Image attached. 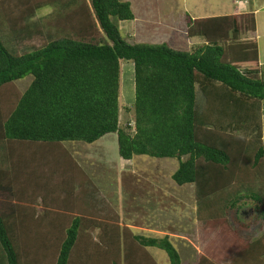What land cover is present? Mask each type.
<instances>
[{
  "label": "trees",
  "instance_id": "trees-1",
  "mask_svg": "<svg viewBox=\"0 0 264 264\" xmlns=\"http://www.w3.org/2000/svg\"><path fill=\"white\" fill-rule=\"evenodd\" d=\"M133 19L123 0H0V264H159L149 248L181 264L168 235L120 223L66 145L109 133L125 160L178 161L172 180L194 185L201 230L227 264H264V68L255 39L244 38L256 30L254 14L188 20L187 37L203 40L192 52L125 41L119 23ZM36 37L42 45L15 48ZM122 60L133 63L135 99L121 126ZM247 201L259 227L246 239L250 225L228 217ZM198 264L218 263L203 254Z\"/></svg>",
  "mask_w": 264,
  "mask_h": 264
},
{
  "label": "rangeland",
  "instance_id": "rangeland-1",
  "mask_svg": "<svg viewBox=\"0 0 264 264\" xmlns=\"http://www.w3.org/2000/svg\"><path fill=\"white\" fill-rule=\"evenodd\" d=\"M131 4V8H133V13L137 16V0H127ZM154 1L153 4L145 5L144 8L147 11H151L153 8L155 11V15L158 16L162 20V25L154 26L152 24V20L149 23H139L136 21H123L119 23V28L121 32L122 38L129 43H149V44H158V43H166L168 46L174 49H178L181 51L192 52V46L202 42L200 38L191 39L188 38L187 35L183 32L184 28H182L181 21L184 18V9L188 8V15L205 16L202 14L200 10H193L195 4H199L201 6L205 3V0H151ZM227 1L228 4V0ZM253 1V2H252ZM251 5H255L254 7L259 8L264 0H252ZM232 2V0H230ZM189 4V5H188ZM136 7V8H135ZM141 9V8H140ZM198 9H200L198 7ZM261 11V10H260ZM259 11V12H260ZM263 15L262 13L257 14V18L259 21L260 29L263 30V24L260 21L264 17V9ZM47 13V10H42L39 14ZM35 19V18H34ZM171 19H177V23H172ZM36 20V19H35ZM185 25L186 21L184 20ZM148 25L143 28L142 25ZM184 25V26H185ZM177 26V27H176ZM183 26V27H184ZM251 34L247 37L250 39ZM246 35L244 36V38ZM184 38V41L182 42ZM172 40V41H170ZM45 41L44 37H36L33 40L19 42L16 44L15 48L17 51L22 52L28 47L32 46H40ZM196 48V47H194ZM260 62H264V55L260 54ZM121 83H120V92H119V106H120V124L124 125L128 120L132 122L134 115V68L133 63L131 61L122 60L121 61ZM32 80V75H27L21 80L16 82V85L20 88V90H25L29 83ZM197 100L200 106L203 105L204 100L199 92H197ZM264 123V117H263ZM263 134H264V124H263ZM115 133H109L104 138L106 140L100 141V146L86 144L84 142H74V143H66L67 147L73 152L75 159L81 164L83 170L94 171L101 166L107 164H116L122 165V158L117 154V140L115 139ZM100 140V139H99ZM107 145V146H106ZM105 149L107 154L104 156V160L100 156L101 149ZM121 159V160H120ZM119 160V163L117 162ZM133 163L136 169L134 173H131L129 176V193L130 196H135L139 192L140 189L153 190L158 185L162 188L163 194L167 195L164 200H162L161 204H159L158 214L151 220L153 224H157L156 229L159 232L152 233V235H163L166 233H173V242L175 244V248L179 251L183 261H190L192 257H194V249L193 247H201V257L205 254L208 259L211 261L217 262L220 264V261L227 264L225 262V258H227V252L221 248L218 249L215 245H211L213 242L212 238H207L205 233L203 232L202 225L198 221L197 213H196V204H195V195H194V185L193 184H184L182 186H178L172 180V174L177 169L178 161L174 158H153L146 155L134 156ZM121 179V177L119 176ZM120 185V184H119ZM156 185V186H155ZM107 191L103 194L100 191V195L107 201L106 197L109 199V203L114 209V214L117 215L119 221L120 216L125 219L127 225H129L132 229L136 231V233H140L141 230H147L146 228H154V225L151 222L144 221L143 223H139V218L136 215H128V212L125 211V203L123 201H112L117 197H123L124 189H119L118 193L115 188L107 187ZM111 189V190H110ZM135 194V195H133ZM106 195V196H105ZM41 197H37V201H40ZM248 204L244 206L240 210V214L237 215L235 210L230 212V216L228 217L232 226H235L240 229L238 225V219L243 220L244 222L250 225V232L245 236L249 238H253L258 234L259 222L256 220V213L252 209L251 203L252 201H247ZM118 205L119 209L115 206ZM136 208V207H135ZM136 210V209H133ZM113 216V213L111 214ZM227 219V221H228ZM155 223H154V222ZM121 223V221H120ZM124 223V224H125ZM143 227V228H142ZM146 227V228H144ZM254 228V233L252 229ZM256 229V230H255ZM148 234L147 232H145ZM210 239V240H209ZM215 239V238H213ZM209 245L212 248V252L216 257L220 259H215V257L210 256L207 253L206 249H209L207 246ZM163 256L160 264H170L169 258L165 251L156 248ZM232 255L231 249L228 252ZM200 257V258H201ZM200 260V259H199ZM197 264V263H196Z\"/></svg>",
  "mask_w": 264,
  "mask_h": 264
},
{
  "label": "crops",
  "instance_id": "crops-1",
  "mask_svg": "<svg viewBox=\"0 0 264 264\" xmlns=\"http://www.w3.org/2000/svg\"><path fill=\"white\" fill-rule=\"evenodd\" d=\"M123 1H127V0H123ZM236 1L237 0H232V2H230V0H228V4H227V1H225V0H205V3H203L201 6H198L199 4H195L193 7V10H195V11L200 10L202 12V14L205 15V16H199V17H197L195 15H193V16L188 15V11H187L188 8L187 9L185 8L184 12H183L184 18H183V21H181V24H182L181 29L184 28L183 32L186 34L187 26L185 25L184 20L186 21V24H187L188 20H190V19L210 18V17H217V16H225V15L238 16L242 13H253L254 17H255V22H256V30L254 33L251 34L252 36H250V39H255V41L257 42L258 53H259V62H260V54L264 55V26L262 27L263 30H261L260 25H259V21L257 18V14L262 13V15H263L262 10L264 9V2L261 4V6L259 8H257V7H254L255 5L250 6L252 0H247L248 3H245L243 1L240 4H236ZM146 4L147 5L153 4L154 5V1L137 0V4H136L137 5L136 7H138L136 9L137 10V16L134 15V19L128 20V21H136L139 23H141V22L142 23H149V21L152 20V24H150L151 26L152 25H154V26L162 25V20L158 16L155 15L156 10H154V8L150 12L145 10L144 6ZM130 6H131V4H130ZM198 7L200 9H198ZM131 9L133 11V8H131ZM39 12L40 11H38L35 14V17H34L35 19H38V18H40V16L44 15V14H39ZM260 21L264 25V17ZM121 22H123V21H121ZM171 22L175 24V23H177V19H174V20L171 19ZM142 26L144 28L148 25H142ZM248 36H246L245 38H247ZM191 39H195V38H191ZM170 41H172V40H170ZM183 41H184V38H183L182 42ZM202 42H203V40H202ZM202 42H199V43H202ZM260 64L264 68V62H260ZM102 138H104V136ZM102 138H100V140H97L94 143H91L90 145L93 144L95 146H100V141L106 140V139H102ZM115 139L117 140V135H115ZM76 143H78V142H76ZM102 144H103V142H102ZM6 150H4L0 147V162L4 159V157L6 155ZM116 152L119 155L118 148H117ZM105 154H107L105 149L104 148L101 149L100 156L103 160H104ZM132 159H130V160H125L123 158H122V160L120 159L121 162L123 163L122 165H116V164L105 165V160H104L103 166H101L100 168L98 166L97 169H95L94 171H89V173L92 174V176L95 180V184L98 185L97 187H99V190L103 194H105V192L108 190L107 187H112V189L115 188L117 190V193H118L119 189L123 188L124 189L123 197L119 198L120 195H118L112 201H119V200L123 201V204L124 203L126 204L125 205V207H126L125 211L128 212V215H131V214L136 215L137 218H139V223H143L144 221L151 222V220H153L152 217H154L158 214V210H159L158 208L160 207L159 204H161L162 200H164L166 198L168 199L170 197H166L167 195L163 194L162 188L159 185L157 187H155L153 190L150 189V190L144 191V189L142 188V189H140L141 192H139L137 195L133 194L135 196H130V193L128 191V189H129V176L131 173H134V170L136 169V167L134 165H131L133 163ZM117 162L119 163V160ZM35 173H37V172H35ZM32 174H34V173H32ZM119 176L121 177V179L119 178ZM19 183H20V189H21L20 192H22V194H24L26 196H29L31 194V191H32L31 190L32 186L30 185V183L27 180H24L22 183L20 181ZM90 194H91L90 201H98L97 194H95L93 189H91ZM106 199H107V201H109V199L107 197H106ZM15 201H19V200L16 199ZM41 201H43L42 198L40 201H37V199H36L37 204H35L34 206L37 208V211H41L42 209L47 208V207L43 206ZM115 206L119 209L118 205L115 204ZM133 209H136V210H133ZM124 220L125 219H123L120 216L121 223H123ZM153 225H154L155 229H153L152 227L151 228L150 227L149 228L144 227L147 230H141V232L138 234H143L146 236H155V237H163L165 235H168L170 237L171 242L174 244V242H173V237H174L173 235L174 234L173 233H166V234L157 235V236L152 235L153 232L154 233L159 232L156 229L157 224L156 225L153 224ZM133 231H135V230L133 229ZM145 232H147L148 234H146ZM174 246H175V244H174ZM198 248H201V247H193L195 254H194V257H192V260H190L189 262L188 261L184 262L183 258L181 257V255L178 251V253L180 255V259H181V264H196V263L198 264L199 259L201 257V251H202L201 249H198ZM149 252L156 259V261L160 264L163 255L158 250H156V248H149Z\"/></svg>",
  "mask_w": 264,
  "mask_h": 264
},
{
  "label": "clouds",
  "instance_id": "clouds-1",
  "mask_svg": "<svg viewBox=\"0 0 264 264\" xmlns=\"http://www.w3.org/2000/svg\"><path fill=\"white\" fill-rule=\"evenodd\" d=\"M239 1H241L240 3H242L243 1H244L245 3H248L247 0H239ZM240 3H237V2H236V4H240ZM120 157H121V156H120Z\"/></svg>",
  "mask_w": 264,
  "mask_h": 264
},
{
  "label": "built area",
  "instance_id": "built-area-1",
  "mask_svg": "<svg viewBox=\"0 0 264 264\" xmlns=\"http://www.w3.org/2000/svg\"><path fill=\"white\" fill-rule=\"evenodd\" d=\"M236 2H237V3H240L241 1L237 0Z\"/></svg>",
  "mask_w": 264,
  "mask_h": 264
}]
</instances>
